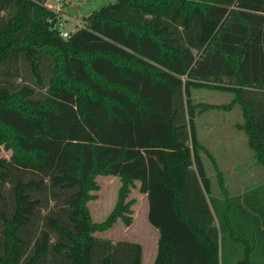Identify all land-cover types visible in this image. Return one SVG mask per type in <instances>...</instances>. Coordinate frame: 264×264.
<instances>
[{"label": "trees", "instance_id": "obj_1", "mask_svg": "<svg viewBox=\"0 0 264 264\" xmlns=\"http://www.w3.org/2000/svg\"><path fill=\"white\" fill-rule=\"evenodd\" d=\"M56 20L43 0H0V264H140L139 242L93 234L132 222L136 180L153 264H219L225 235L246 236L214 222L194 117L239 104L264 168V0H115L66 38ZM192 87L234 95L194 102ZM98 174L120 185L96 221ZM250 249L235 264H264Z\"/></svg>", "mask_w": 264, "mask_h": 264}, {"label": "rangeland", "instance_id": "obj_2", "mask_svg": "<svg viewBox=\"0 0 264 264\" xmlns=\"http://www.w3.org/2000/svg\"><path fill=\"white\" fill-rule=\"evenodd\" d=\"M43 1L57 8L64 27L71 29L81 23L84 16L115 0H60L54 3ZM191 92L194 102L218 105L228 103L234 95L228 90L209 87H192ZM194 121L198 140L202 144L201 158L210 179L211 193L207 195V200L214 222H218L219 214L222 217L226 214L227 221L234 227L233 230L246 236L244 242L241 241L239 256H243L246 246H251L250 258L258 262L264 261V231L258 227L264 228V168L257 161L254 150L248 143L246 132L237 126V123H243L240 105L235 103L230 109L212 106L199 110L197 107ZM10 153L11 149L5 148L1 142L0 156L8 157ZM218 170L224 179L226 193L219 185ZM95 179L99 188L92 190L96 197L89 199L87 205L92 218L99 221L112 209L120 179L112 174H98ZM138 187L139 181L136 180L135 185L130 187L128 196L135 198L131 206L132 222L135 225L131 223L126 226L122 220H118L110 229L95 231V235L108 237L110 233H114L116 235H112L115 237L135 239V235L146 232L148 229L146 223L150 224L147 218L148 200L146 194ZM256 202L259 207H254Z\"/></svg>", "mask_w": 264, "mask_h": 264}, {"label": "crops", "instance_id": "obj_3", "mask_svg": "<svg viewBox=\"0 0 264 264\" xmlns=\"http://www.w3.org/2000/svg\"><path fill=\"white\" fill-rule=\"evenodd\" d=\"M223 197H225V196H223ZM118 220H121V219L118 218L116 220V222ZM116 222H114V223H116ZM131 223H132V225L134 224L133 222H131ZM131 223L128 225H131ZM146 224H147L146 226L148 228L146 230V232H140V234L135 235V237H136L135 239L134 238L133 239L123 238V237H119V236L115 237L112 235L114 233H110V236H108L106 238H110L113 241L123 239V240H131V241L139 242L142 246V258H141L140 264H153L155 257H156V254H157V250H158L159 230L157 227L150 225L151 223L149 224L147 222ZM111 227H109L108 229H110ZM102 231H104V230H102ZM226 232L228 234V230H226ZM94 233H95V231H94ZM124 233L127 234L128 232H124ZM130 234L132 235V233H130ZM130 234H128V235H130ZM114 235H116V234H114ZM100 237H105V236L102 235ZM131 237H134V236H131ZM240 246L241 245L239 244V241L235 242L233 240H230L229 235L228 236L225 235L224 240L219 242V264H235L237 257H239V250L241 248Z\"/></svg>", "mask_w": 264, "mask_h": 264}, {"label": "built area", "instance_id": "obj_4", "mask_svg": "<svg viewBox=\"0 0 264 264\" xmlns=\"http://www.w3.org/2000/svg\"><path fill=\"white\" fill-rule=\"evenodd\" d=\"M50 3H54L55 1H60V0H48ZM44 4H45V2H44ZM47 7H49V8H51L56 14H57V20L54 22V27L59 31V34L62 36V37H64V38H66V37H68L69 36V34L72 32V31H74L77 27H79V26H81V25H83L84 24V22L82 21L81 23H79L77 26L75 25L73 28H71V29H68V28H65L64 27V23H63V20H62V18H61V15H60V13H59V11H58V9L57 8H53V7H51V5H47V4H45Z\"/></svg>", "mask_w": 264, "mask_h": 264}]
</instances>
